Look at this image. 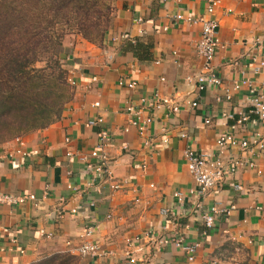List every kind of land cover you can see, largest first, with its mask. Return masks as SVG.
Listing matches in <instances>:
<instances>
[{
	"label": "crops",
	"instance_id": "1",
	"mask_svg": "<svg viewBox=\"0 0 264 264\" xmlns=\"http://www.w3.org/2000/svg\"><path fill=\"white\" fill-rule=\"evenodd\" d=\"M206 6L207 0H115L103 45L80 35L64 39L58 53L75 85L62 118L21 137L23 145L16 139L0 144V194L36 197L18 204L0 202V264H31L55 253L76 255L78 264H131L130 249L139 259L136 264H264V147L229 148L226 162L236 158L244 163L205 196L198 193L183 156L189 145L216 155L221 131L248 141L260 133L264 143V123L250 113L251 89L264 93V67L256 71L264 61V48L257 46L264 43V0H222L215 13L222 46L214 58L222 84L201 91L195 77L203 65L197 53L202 27L174 16L202 15ZM120 78L135 79L138 87L120 86ZM157 93L179 104V110L144 112L155 118L148 136L169 140L150 152L138 129L130 126L132 116L125 108ZM96 116L104 118L112 135L107 151L115 178L129 179L120 189L109 181H92L81 159L97 144L98 128L86 125ZM243 116L248 119L239 122ZM184 131L187 138L181 137ZM144 158L147 171L140 168ZM249 160L262 173L250 168ZM215 204L236 208L219 215L203 235L202 215ZM89 224L97 227L104 254L79 253ZM147 230L157 237L201 241L196 260L190 263L174 243L157 249L146 237L135 242Z\"/></svg>",
	"mask_w": 264,
	"mask_h": 264
},
{
	"label": "trees",
	"instance_id": "2",
	"mask_svg": "<svg viewBox=\"0 0 264 264\" xmlns=\"http://www.w3.org/2000/svg\"><path fill=\"white\" fill-rule=\"evenodd\" d=\"M113 14L105 0H0V144L62 118L74 90L59 46L72 33L103 45ZM78 263L55 253L31 264Z\"/></svg>",
	"mask_w": 264,
	"mask_h": 264
},
{
	"label": "built area",
	"instance_id": "3",
	"mask_svg": "<svg viewBox=\"0 0 264 264\" xmlns=\"http://www.w3.org/2000/svg\"><path fill=\"white\" fill-rule=\"evenodd\" d=\"M222 4V0H207L206 13L198 16L194 15H185L183 13H177L174 17L177 20H184L188 24H200L202 27L201 38L197 44V53L203 60V65L201 71L196 75L197 88L199 90H205L210 86H220L222 84V79L216 73L214 68V58L219 47L222 46L221 40L218 36L219 28V19L215 15L217 8ZM168 27H164V30H167ZM257 46L264 48V43L261 41L257 42ZM253 61H257L256 56L251 57ZM264 67V61H260L259 65L256 67V71H259ZM72 84H75V81L71 79ZM118 84L129 89H136L138 87V81L135 79H125L120 78ZM239 84L235 85V89L239 88ZM253 92L252 97V108L250 113L258 115L260 121L264 123V93L256 91L255 88H252ZM227 99H231V91L226 92ZM193 107H196L198 103L196 101L191 102ZM95 106H98V103H95ZM126 112H128L132 117L130 119V126H134L138 129L139 135L143 138L144 147L153 152L157 150L160 144L166 145L169 142L167 136L162 137L161 141H157L154 137L148 136V131L150 125L154 122L155 118L152 114L153 112H158L159 110H166L168 112H177L179 110V104L173 101L169 97L160 95L159 93L154 94L153 97H142L138 104L130 102L126 106ZM148 111L147 115H144V112ZM225 117L232 118L233 115L224 113ZM248 119V116H243L238 121L242 122ZM207 124L211 123V119L207 118L205 120ZM86 125L89 127H97V137L98 141L96 146L90 151L88 155H83L81 159L84 162V168L87 173L90 175V179L109 181L112 183V186L115 189H120L126 184L129 183V179L118 181L115 177L113 171V159L107 151V147L112 139L111 132L104 126V118L102 116H96L88 119ZM125 131H129V127L125 128ZM187 132H181V137L187 138ZM16 140L23 145L22 138H16ZM69 140V139H67ZM217 147L218 153L216 155H211L196 150L192 146H188L183 153L184 159L188 166L190 173L192 174L194 180L199 186L198 193L202 196H205L216 187L227 175L234 173L237 168L244 163L241 159H232L229 163L225 160V154L228 149L231 147L239 146L242 149L251 148L252 144L260 145L264 147V143L261 139V134L257 133L253 140H238L236 136L230 131H221L217 136ZM128 148V147H125ZM16 152L27 154L22 152V149H18ZM71 155V153H68ZM13 153H9L8 157H12ZM0 158H2L0 156ZM246 164L250 168H256L259 173H262L261 169L256 167V163L253 160L246 161ZM140 168L143 171H147L149 168V163L147 159L140 161ZM154 186V185H153ZM236 189L243 190L241 184L235 185ZM77 190V187H73ZM180 200L183 199L181 193H176ZM36 199L34 194H0V202L7 204H18L24 203L27 200ZM236 208L235 204L230 206H224L221 204L212 205L207 209L203 215L202 220L205 226L203 235L208 234V230L213 227L215 219L219 215H230L231 212ZM163 213L166 214L167 210H163ZM61 212H58V215ZM264 220V216H263ZM96 229L95 225L89 224L86 225L84 229L85 241L79 248V253L82 256L86 255H98L104 254L100 248L99 242L96 238ZM149 238L155 243L157 249H160L170 243H174L177 247H180L187 254V259L190 263H193L196 260L197 251L202 245L201 241L190 242L185 239L184 235H173V236H156L153 230H147L144 232L143 236L136 237L135 242L140 241L142 238ZM127 259L131 264H136L139 259L135 256V250L130 249L127 251Z\"/></svg>",
	"mask_w": 264,
	"mask_h": 264
},
{
	"label": "rangeland",
	"instance_id": "4",
	"mask_svg": "<svg viewBox=\"0 0 264 264\" xmlns=\"http://www.w3.org/2000/svg\"><path fill=\"white\" fill-rule=\"evenodd\" d=\"M107 3H110L112 6H113V8L115 9V0H105ZM115 12V11H114ZM69 35H71V34H67L66 35V37L65 38H67V36H69ZM72 35H76V37H78L79 36V34H75V33H72ZM81 36V35H80ZM82 37V36H81ZM44 65V62H39V63H37L36 64V66L37 67H42ZM64 67L67 69V66L65 65V63H64ZM67 71H68V76H69V83L71 84V85H75V84H72V82H71V75H70V72H69V70L67 69ZM73 80V79H72ZM73 90H74V88H73ZM50 257V256H49Z\"/></svg>",
	"mask_w": 264,
	"mask_h": 264
}]
</instances>
